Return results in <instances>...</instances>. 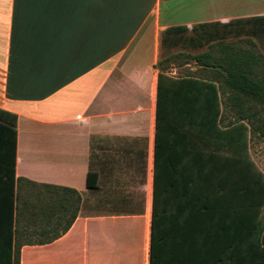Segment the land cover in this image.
I'll list each match as a JSON object with an SVG mask.
<instances>
[{
  "label": "crops",
  "instance_id": "1",
  "mask_svg": "<svg viewBox=\"0 0 264 264\" xmlns=\"http://www.w3.org/2000/svg\"><path fill=\"white\" fill-rule=\"evenodd\" d=\"M258 17L264 0H0V109L17 116L20 264H151L157 181L160 204L170 193L166 146L157 148L160 75L217 82L219 37L242 47L245 21ZM180 27L190 44L167 36ZM205 52L206 65L194 59ZM184 159L176 163L193 179L197 165ZM43 185L64 188L47 191V223ZM203 225L205 254L246 256L248 222Z\"/></svg>",
  "mask_w": 264,
  "mask_h": 264
},
{
  "label": "trees",
  "instance_id": "2",
  "mask_svg": "<svg viewBox=\"0 0 264 264\" xmlns=\"http://www.w3.org/2000/svg\"><path fill=\"white\" fill-rule=\"evenodd\" d=\"M245 22L254 36L264 35V17ZM204 25L201 27L206 28ZM186 31L185 27H180L169 29L166 34H176L177 43L190 44V39L184 35ZM223 39L219 37L215 44L218 54L212 65L217 82L191 75L176 79L160 75L157 148L163 151L166 146L170 193L167 201L160 204L157 181L151 264H264V172L250 153L251 132L259 128L255 123L257 111L252 109L264 110V73L260 75L257 70L261 62L264 65V60L254 49L236 48ZM251 46L256 48L253 43ZM207 57L208 52H205L195 55L194 59L206 65ZM229 92L233 105L240 107L239 116L222 126V96ZM244 103H247V112ZM17 136V116L0 109V264L21 263V243L15 238L20 188L16 186L15 175ZM182 158H191L197 165L193 179L185 177V165L181 168L176 163ZM94 177V173L89 174L90 188L94 187L91 182ZM43 186L44 191L38 189L36 192L44 202L40 216L47 223V191L64 188ZM61 196L65 204L66 197ZM77 211L72 214L68 226L77 217ZM227 220H245L249 224L241 228V233L243 229L248 236L245 257L209 255L200 250L202 243L198 241L206 235L203 230L208 229L202 227L203 224ZM219 229L233 234L239 228ZM58 237L59 233L50 239ZM46 241L40 239L39 244Z\"/></svg>",
  "mask_w": 264,
  "mask_h": 264
},
{
  "label": "rangeland",
  "instance_id": "3",
  "mask_svg": "<svg viewBox=\"0 0 264 264\" xmlns=\"http://www.w3.org/2000/svg\"><path fill=\"white\" fill-rule=\"evenodd\" d=\"M247 35L242 39V47L244 48H252L255 52H259L263 57L264 60V35L259 36L256 38L252 37L254 36L253 33H251L250 29L247 31ZM247 40H251L253 44L256 45L255 47H252V43ZM204 49H199V51H203ZM197 52V51H195ZM258 72H260V75L264 73V65H262V62L257 68ZM190 71V70H189ZM185 75L189 74L186 71H184ZM192 72H190L191 74ZM198 74V73H197ZM196 74V75H197ZM193 76V75H191ZM203 75L199 76L202 77ZM261 77V76H260ZM262 78V77H261ZM220 83V82H219ZM232 93H227L226 95L222 96V107H223V113H222V126L229 125L230 122L235 121V119L239 116V109L240 107H236L233 105V102L231 101ZM245 111L247 112V103H244ZM254 111H257V116L255 118V123L257 126H259L258 130L251 132L250 137V153L252 155V158L256 162V164L260 167V169L264 172V110H261L259 107H256L252 109Z\"/></svg>",
  "mask_w": 264,
  "mask_h": 264
}]
</instances>
